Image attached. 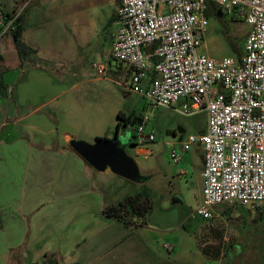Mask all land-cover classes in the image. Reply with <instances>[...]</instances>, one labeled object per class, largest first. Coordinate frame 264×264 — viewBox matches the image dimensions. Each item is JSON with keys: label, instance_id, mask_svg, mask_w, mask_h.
<instances>
[{"label": "rangeland", "instance_id": "374dc122", "mask_svg": "<svg viewBox=\"0 0 264 264\" xmlns=\"http://www.w3.org/2000/svg\"><path fill=\"white\" fill-rule=\"evenodd\" d=\"M120 2L0 0L4 12L28 14L23 37L40 48L42 57L57 62L56 66L52 64L53 77L63 80L67 89L77 83L59 104L73 115L68 120L76 127V140L93 145L109 139L138 168L135 181L114 171L105 175L103 195L107 204L116 205L136 197L134 201L143 209L141 215L127 213V224L116 221L110 225L102 236L107 244L99 236L82 250L79 264H264V203L249 208L222 204L213 219L192 217L200 202V173L197 170L192 175L191 168H187L181 176L170 159L167 143L205 132L207 112L184 115L180 113L183 100L174 108L152 110L143 93L126 88L127 70L117 66L110 55L117 30L111 19ZM231 17L225 16L227 33L216 17H210L201 48L204 54L215 59L237 57L231 43L244 51L251 27L244 19ZM4 41L13 42L11 33L0 44ZM10 49L16 54L12 44ZM11 57L6 54L8 60ZM94 62L107 64L106 77L88 71ZM25 109L29 110L30 105ZM119 112L138 116L148 113L145 133H153L155 140L135 146L136 123L129 122L118 131ZM194 146L188 153L191 157L200 155L194 152ZM138 147L152 153H136ZM174 198L179 199L177 204Z\"/></svg>", "mask_w": 264, "mask_h": 264}, {"label": "built area", "instance_id": "2783aa9c", "mask_svg": "<svg viewBox=\"0 0 264 264\" xmlns=\"http://www.w3.org/2000/svg\"><path fill=\"white\" fill-rule=\"evenodd\" d=\"M209 2L251 27L240 57L215 59L201 51ZM21 13L0 8V42ZM115 24L110 55L127 70L126 88L143 93L152 110L183 100L180 113L207 112L203 135L167 143L181 176L183 153L193 145L203 151V198L192 217L213 219L222 204H263L264 0H121ZM91 70L106 77L109 68L94 62ZM149 120L145 113L136 124L135 146L155 140L145 133Z\"/></svg>", "mask_w": 264, "mask_h": 264}, {"label": "crops", "instance_id": "0c3cea01", "mask_svg": "<svg viewBox=\"0 0 264 264\" xmlns=\"http://www.w3.org/2000/svg\"><path fill=\"white\" fill-rule=\"evenodd\" d=\"M27 19L28 14L25 24ZM23 35L38 50L37 60L23 66L10 49L12 44L16 50L14 41L0 44V82L6 85L0 90V264H46L48 258L79 264L82 250L120 221L107 216V207L116 204H107L103 195L104 176L112 169L92 167L73 149L71 142L78 139L68 120L73 115L59 104L77 83L65 88L53 77L57 62L42 57ZM193 146L183 153L181 168H191L192 175L199 171L201 202L204 158L199 145L194 146L199 156L188 155ZM136 153L152 151L138 147Z\"/></svg>", "mask_w": 264, "mask_h": 264}, {"label": "trees", "instance_id": "16d2710c", "mask_svg": "<svg viewBox=\"0 0 264 264\" xmlns=\"http://www.w3.org/2000/svg\"><path fill=\"white\" fill-rule=\"evenodd\" d=\"M206 15L208 16V18L213 16L216 17L217 20L224 26V33H227L225 15L222 13L221 8L217 4L209 2ZM25 20H26V13H21V15L16 19L15 29L11 31V35L14 41V46L20 59V66H23L25 60L27 59H29L30 61L32 60V62L37 60L36 55L38 53V50L36 48L30 46L22 38L25 29ZM115 21H116V11L111 19V22L114 23ZM227 39L231 42L229 35L227 36ZM231 44L233 50L237 52V56L240 57L242 51L236 48L234 43ZM5 89H6V85H4V83L1 81L0 90L4 92ZM118 118L120 119V121H118L117 123V130L119 131L121 126L127 125L129 122H135L137 124L139 121H141L142 116L135 115L134 113L130 115H125V113L119 112ZM135 199L137 198L130 196L125 200L121 201L118 205H110L106 209L107 216L111 218H117L118 220L125 222V224H127L129 222L128 219H126L128 215L127 213H134L136 215H141V211H143L141 205L137 203V200L134 201ZM46 264H58V263L56 260L52 258H48Z\"/></svg>", "mask_w": 264, "mask_h": 264}, {"label": "water", "instance_id": "95a60500", "mask_svg": "<svg viewBox=\"0 0 264 264\" xmlns=\"http://www.w3.org/2000/svg\"><path fill=\"white\" fill-rule=\"evenodd\" d=\"M106 142L107 144H105ZM71 145L92 167L102 170L105 166H110L116 174L122 175L129 180H137L138 168L135 161L122 154L118 147L110 144L109 139H101L93 145L73 140ZM178 201L179 199H173L174 204H177Z\"/></svg>", "mask_w": 264, "mask_h": 264}]
</instances>
